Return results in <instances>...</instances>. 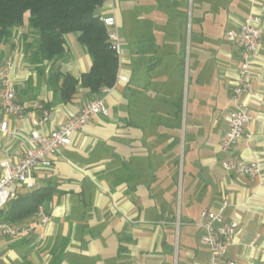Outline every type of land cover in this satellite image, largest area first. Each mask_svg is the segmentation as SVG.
I'll list each match as a JSON object with an SVG mask.
<instances>
[{
	"label": "crops",
	"instance_id": "obj_1",
	"mask_svg": "<svg viewBox=\"0 0 264 264\" xmlns=\"http://www.w3.org/2000/svg\"><path fill=\"white\" fill-rule=\"evenodd\" d=\"M251 13L263 30L254 93L245 97L254 120L233 155L260 161L261 174L241 178L224 169L230 155L220 149L242 61L226 33ZM101 14L115 17L123 45L109 114L93 117L36 172L35 188L56 189L45 204L51 219L22 238L0 235V264H208L198 227L204 210L236 223L229 259L264 264V0H113ZM66 49L61 72L79 78L90 70L77 34ZM3 51L0 90L6 75L28 110L0 115L13 129H32L38 103L51 110L46 130H55L96 97L80 87L63 102L48 84L52 63L33 67L20 41ZM0 145V159L18 162L24 153L1 133Z\"/></svg>",
	"mask_w": 264,
	"mask_h": 264
},
{
	"label": "built area",
	"instance_id": "obj_2",
	"mask_svg": "<svg viewBox=\"0 0 264 264\" xmlns=\"http://www.w3.org/2000/svg\"><path fill=\"white\" fill-rule=\"evenodd\" d=\"M105 2L109 3L113 0H105ZM103 20L110 31L109 39L112 47L120 57L123 53V45L115 17L106 16ZM226 37L230 43L240 48L242 61L231 93L232 108L225 115L227 130L220 149L221 152L230 156L223 162V167L229 173L241 178L257 177L261 174L260 161H246L233 155V148L254 120V116L246 105L245 97L252 95L255 89L252 60L263 41L260 18L251 13L238 29L228 30ZM11 62L9 59L7 65H11ZM112 89L113 87H104L101 93L86 103L79 113L71 116L66 123L52 131L46 130L51 110L38 103L33 107L39 112V117L32 119L33 127L28 133L13 129L8 121L0 119V133L18 139L24 149L18 162H13L10 158L0 159V211L15 196L16 188L32 190L36 187V172L51 166L53 158L61 154L64 147L71 145L74 133L82 130L93 117L108 116L106 99ZM27 113L26 106L17 100V90L13 81L8 76H3L0 90V115L22 118ZM50 219L51 215L46 207L40 205L35 215L29 220L16 223L0 222V235L6 238H22L32 234L37 227L47 224ZM198 227L203 231V244L211 250L208 264H237L236 261L228 258V250L235 240L236 223L228 222L222 213L204 210Z\"/></svg>",
	"mask_w": 264,
	"mask_h": 264
},
{
	"label": "trees",
	"instance_id": "obj_3",
	"mask_svg": "<svg viewBox=\"0 0 264 264\" xmlns=\"http://www.w3.org/2000/svg\"><path fill=\"white\" fill-rule=\"evenodd\" d=\"M105 0H0V71L5 66L3 45L18 41L26 60L42 71L52 63L48 80L63 102L72 100L80 87L96 96L104 87H113L119 76L120 57L112 47L109 29L101 10ZM25 25L29 31L22 33ZM22 33V35H21ZM78 35V42L90 55L91 68L79 78L56 66L67 56L66 37ZM54 186L15 189V196L0 211V222L16 223L31 219L40 205L55 193Z\"/></svg>",
	"mask_w": 264,
	"mask_h": 264
},
{
	"label": "rangeland",
	"instance_id": "obj_4",
	"mask_svg": "<svg viewBox=\"0 0 264 264\" xmlns=\"http://www.w3.org/2000/svg\"><path fill=\"white\" fill-rule=\"evenodd\" d=\"M104 11V10H103ZM180 215V214H179Z\"/></svg>",
	"mask_w": 264,
	"mask_h": 264
}]
</instances>
